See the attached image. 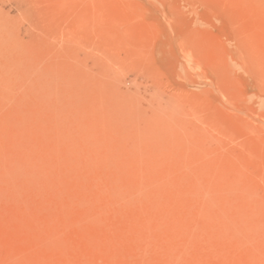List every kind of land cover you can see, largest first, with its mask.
I'll list each match as a JSON object with an SVG mask.
<instances>
[{
    "label": "rangeland",
    "instance_id": "374dc122",
    "mask_svg": "<svg viewBox=\"0 0 264 264\" xmlns=\"http://www.w3.org/2000/svg\"><path fill=\"white\" fill-rule=\"evenodd\" d=\"M0 264H264V0H0Z\"/></svg>",
    "mask_w": 264,
    "mask_h": 264
}]
</instances>
